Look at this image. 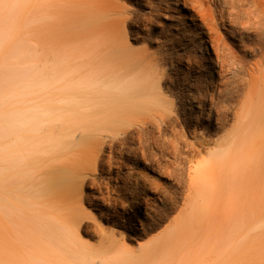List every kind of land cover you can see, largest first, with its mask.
<instances>
[{
  "label": "bare ground",
  "instance_id": "1",
  "mask_svg": "<svg viewBox=\"0 0 264 264\" xmlns=\"http://www.w3.org/2000/svg\"><path fill=\"white\" fill-rule=\"evenodd\" d=\"M0 63V264H264V0H0Z\"/></svg>",
  "mask_w": 264,
  "mask_h": 264
},
{
  "label": "rangeland",
  "instance_id": "2",
  "mask_svg": "<svg viewBox=\"0 0 264 264\" xmlns=\"http://www.w3.org/2000/svg\"><path fill=\"white\" fill-rule=\"evenodd\" d=\"M208 46H209V44H208ZM245 56H246V58H251L252 54L246 53ZM4 71H5V65H2L0 63V76L3 75ZM2 86H3V82L0 81V88ZM193 135H194V133L191 131L186 133V136L189 139H193ZM143 166H144L143 163H137V164L131 166V168H133V170L136 169V172H142V174L149 176V178L153 179L159 185L171 186V180H172V182L174 181V179L170 175H168L167 172H164L163 170H157L158 173H155V172L151 171L149 168L148 169H146L145 167L143 168ZM182 171L184 172V170H182ZM110 181H111V184L114 182L113 179H111ZM84 191L87 192V188H84ZM146 193L148 196L147 198L152 197V195L149 191H147ZM92 211H93L94 215H92V216L88 215L87 217H85L83 220V223L81 225V228L83 230L82 234L87 239L86 242H88V244L91 245L92 247L96 248L99 246V244H101V242L99 241V237H98L100 229L111 227V221L109 218L111 216H109V213H107L106 210H104L100 214H98V212L94 209ZM154 234H155V231H150L147 235L142 236L141 238H138L133 233L124 231V237L126 238V240L128 242L130 241L129 243H132V244L133 243L136 244V242L133 241V238H135L136 240H148V239L152 238V236ZM130 238H132V240ZM98 264H100V263H98ZM105 264H110V263L106 262Z\"/></svg>",
  "mask_w": 264,
  "mask_h": 264
}]
</instances>
